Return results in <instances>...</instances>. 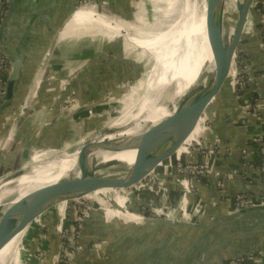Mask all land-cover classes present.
Returning a JSON list of instances; mask_svg holds the SVG:
<instances>
[{"label": "crops", "instance_id": "1", "mask_svg": "<svg viewBox=\"0 0 264 264\" xmlns=\"http://www.w3.org/2000/svg\"><path fill=\"white\" fill-rule=\"evenodd\" d=\"M86 1L88 4L82 8L110 16L116 25H128L133 19L132 0ZM82 2L20 0L10 24L2 33L5 45L14 50L28 26H32L30 40L23 50L29 55L16 101L5 113L1 114L0 108V174L26 165L35 153L43 152L46 157L51 150L56 152L71 146L77 134L75 124L85 118L89 110H104L100 107L109 91L122 82L142 79V76H135L134 71L139 66L142 68V63L126 58L129 45L122 35L85 23L82 26L89 30L70 27L72 16ZM56 36L49 59L38 74ZM242 60L255 68L248 97L261 104L260 118L244 114L229 88L213 111L205 132L208 143L220 140L219 152L209 158L210 165L223 174L237 173L231 178L221 175L198 182L197 193L189 197L184 188L176 185L175 189L168 188L161 193L146 192V197L132 192L128 200H119L117 206L115 199L93 201L95 210L86 221L80 238L84 251L75 257L74 264H231L242 257L246 259L241 264H264V212L249 213L212 231L213 225L234 212L237 196H249L256 204H264V180L255 164L257 159L252 148L255 138L264 137V41L256 28L248 34ZM64 80L70 81L69 90L79 99L80 107H87L66 120L63 117L69 112L60 114L55 100L61 95L60 85ZM95 123H84L80 129L90 134ZM243 150L249 152L246 160ZM163 180L168 184L166 178ZM219 180L225 191L218 189ZM184 201L191 215L188 219H180L183 226L174 228L144 222L139 215L126 212L127 208L142 214L141 209L152 204L179 208ZM197 204L203 209L201 214L194 213ZM112 207L117 211L110 210ZM53 210L56 212L54 208L45 216L52 217ZM177 214L180 218L181 214ZM196 229L210 230L216 238L207 240L210 233L197 237ZM53 233L49 239L36 240L38 247L46 250L45 260L33 258L34 248L31 247L30 252H24L23 260L21 254L20 264H58L55 255L60 238L54 230ZM30 237L35 238L33 233ZM244 239L246 243H238ZM97 241L106 243L100 252L91 247Z\"/></svg>", "mask_w": 264, "mask_h": 264}, {"label": "water", "instance_id": "2", "mask_svg": "<svg viewBox=\"0 0 264 264\" xmlns=\"http://www.w3.org/2000/svg\"><path fill=\"white\" fill-rule=\"evenodd\" d=\"M204 1L206 6L205 25L214 56V69L193 97L189 107L178 118L171 131L166 134L162 133L149 143L141 141L132 164L126 160L105 162L100 158L101 155H96L97 151L102 150L115 154L118 151L109 150L112 148L107 147L105 141L85 142L83 140L78 141L75 145L60 149L39 162L26 164L19 169L1 173L0 194H3L2 191L7 186L12 191L9 192L8 190L3 196H0V251L8 242L23 233L32 222L55 207L84 203L135 189L139 185H144L147 181L165 173L176 162L184 158L189 147L195 142L194 139L198 138L207 127L213 111L230 87V81L237 69L255 14V0H239L235 6V12H229L228 14L225 10L229 0ZM9 2V12L0 28L1 49L11 65L4 98L0 105L1 114L12 108L16 101V95L24 75L25 63L29 55V53L24 54L23 50L30 40L32 29L31 25L28 26L19 45L14 50L5 45L1 37L2 33L10 24L20 0H9ZM231 29H233L232 33ZM121 35L127 36L126 31H123ZM56 39L57 36L44 56L38 74L49 59ZM177 84L179 86V82ZM175 94L176 92H174ZM85 108L87 107H80L71 111L64 115L63 119H70ZM197 129L199 133L197 132V136L193 138L192 136ZM123 141L118 140L117 142L121 143ZM77 153V164L74 171L58 181L32 189L23 197H17V189L28 185L26 181L22 180L25 176H32L36 168L43 169L49 162L64 154L73 156ZM33 180L35 178H32L31 182ZM256 212H264V205L251 206L233 212L225 220L213 225L212 231L234 219ZM146 220L149 223L170 228L183 226V223L176 220L150 217Z\"/></svg>", "mask_w": 264, "mask_h": 264}, {"label": "bare ground", "instance_id": "3", "mask_svg": "<svg viewBox=\"0 0 264 264\" xmlns=\"http://www.w3.org/2000/svg\"><path fill=\"white\" fill-rule=\"evenodd\" d=\"M238 1L239 0H229L225 12L227 14L229 12L234 13L235 6ZM205 8L206 6L204 0H182L179 19L167 32L157 35L144 36L148 40L147 43L152 49L150 52L158 58L161 56L160 53L162 50H164V52L162 51L165 53L164 55L171 53V56H174L170 63H167V59L165 58H161L159 62L162 61L160 63H162V66H164V69H167L168 72L173 71L169 79L170 81L172 80L174 84L179 82V86H176V89L174 90L176 94L174 95L175 98L173 97V103L170 106L167 107L159 104L156 108L153 107L148 109L147 112H145L147 109L145 87L144 95L134 106L135 110L139 109L140 112L134 114L131 109L126 111L122 114L119 121H117L114 126H122V124L127 123L130 120H138L140 113L143 115L142 118L138 121L136 120L133 125L122 128L116 133L113 132L111 135H107L108 130H105L103 133H100L99 131L96 134L91 135L92 138L89 137L85 139V142L105 141L107 143L106 146L112 148L109 150L118 151L116 154L102 150L97 151L96 155H101L102 157L100 158L105 162L113 160H126L128 163L132 164L136 156V151L141 145V141L149 143L154 138L159 137L162 133H169L178 118L189 107L193 97L205 83L208 75L213 71L214 56L209 41V34L205 25ZM72 21L73 22L70 24V27L79 26L82 31L89 30V28L82 26V24L85 23L99 28L113 30L119 29L121 32H129L127 29H123L122 26H116L113 20L105 14H101L96 10H89L88 8L78 10ZM232 32L233 29H231V33ZM131 39L140 47L146 49L143 44H139L138 41H135L133 38ZM186 43L187 49L185 47ZM172 48L173 51L171 52ZM180 51L182 52V56L181 58H178L177 55ZM186 56L188 61L183 64ZM158 83L160 84L165 82H162L161 79ZM98 134L99 136H97ZM197 139L195 138L194 141ZM118 140L124 141L120 143L117 142ZM42 153L43 152H41V154L39 153L40 157L32 162H39L40 160L48 158L49 155L45 157ZM77 156L78 153L73 156H67L64 154L56 160L49 162L50 164L48 163L45 168H36L32 176H25L22 179L23 181H26L28 185L17 189V197H23L32 189L47 183L58 181L70 172L74 171L77 164ZM32 178H35V180L31 182ZM4 188L5 189L2 191L3 194H0V196H3L8 190L9 192L12 191L8 186ZM23 233L8 242V244L0 251V264H5L6 260H9L14 256L19 246V239Z\"/></svg>", "mask_w": 264, "mask_h": 264}, {"label": "rangeland", "instance_id": "4", "mask_svg": "<svg viewBox=\"0 0 264 264\" xmlns=\"http://www.w3.org/2000/svg\"><path fill=\"white\" fill-rule=\"evenodd\" d=\"M132 4H131V6H132L131 10H133V14H132L133 19L129 20L130 22H128V25L124 26V25L117 24L116 26H119V27L122 26L123 29H127L129 31L126 33L128 36L122 35V37L125 39V41L129 45V48H127L128 51H127L125 56L128 59H136L142 63V68L139 66V67H137V69L134 70L136 72L135 76H137V77L142 76V79L132 89V91L125 96H119L121 93L119 95L113 96L112 98L105 95L103 105L100 108H104L105 111H108V115H105L104 119L101 121V124H99L100 126H98L99 130H97L95 133H97L99 131H100V133L101 132L103 133V131L108 130L107 135L108 134L111 135L113 132L116 133L117 131H119L122 128L133 125L137 119L136 120H130L129 122L122 124V126H119V125L114 126V124L117 121H119L122 114H124L126 111L131 109V111H133L134 114L140 112L139 109L135 110L134 106L141 99V97L144 95L145 87H146V95H145L146 97L145 98L147 101V109L145 112H147V110L150 108H153V107L156 108L157 106H159V104H161L162 106L165 105L168 107L173 103L172 100L174 97V90L176 89L177 83L174 84L172 82V80L170 81L169 77L171 76V73H173V71L170 70L171 72H168L167 69L165 70L164 66H162V63H160L162 61L159 62V60H161V58H165V59H167V63H170V61H172V58L174 56H171V53H169L168 55H164L165 54V53H163L164 50H162L163 52L161 51V53H160L161 56H159V58H158L156 55H154L153 53L150 52V50H152V49L149 46V44L147 43L148 40L144 36L157 35L160 33L167 32L172 27V25L174 23H176L177 20L179 19L181 6H182V0H132ZM80 6H81V4H80ZM109 15L113 16L112 13H109ZM108 17L111 18L110 16H108ZM100 29L101 30H103V29L110 30L112 32L115 31L114 33L117 35H121V33H122L121 31H119V29L118 30L107 29V28H103V29L100 28ZM130 37L133 38L135 41H138L139 44H143L146 49L140 47L137 43L133 42ZM185 47L187 49V43L185 44ZM172 51H173V48L171 49V52ZM181 56H182V52L180 51L178 53L177 57L181 58ZM187 61H188V58L186 56L184 58L183 64H185ZM237 67H238V65H237ZM161 79H162V82H165V83L159 84L158 81H160ZM129 90H130V88H129ZM142 117H143V115H142V113H140L138 120ZM97 123H99V120L97 121ZM75 130L77 132V134L75 136V143H77L78 141H81V139H82L81 135L84 136L86 133L82 129H76L75 128ZM197 132H198V129L194 132V135L192 137L197 136L196 135ZM93 134H94L93 132H92V134L90 133L89 137H91V135H93ZM100 135H103V134H100ZM97 136H99V134ZM200 136H201V134H200ZM196 139H197V137H196ZM75 143H73L72 145H75ZM191 147H189L188 151L189 150L192 151ZM53 153H54L53 150H51V152H49V156ZM37 157H39V154L35 153L33 156V159L30 160L27 164L33 163L32 161L35 160ZM179 163H181V160L176 162L165 173L160 174L159 176H157L153 180L147 181V183L144 185H139L135 189L119 192V193L112 194L110 196L99 198L96 200L107 199L109 202V201H113L115 199L116 200L115 206H117V204L119 203V200H122V199L128 200V195H130V193H132V192L142 193L146 197V192H148V194L151 192L152 193L153 192L161 193V192H163V190L165 191L168 188H174L175 189L176 185L178 187H180L181 189H183L184 188V185H183L184 182H180V181L184 180L185 174H183L182 172L179 171V167H178ZM162 176H163V178H166V180L168 181V184H165L166 181L163 180ZM177 176H178V178H177ZM164 195L165 194H163V196ZM93 201H95V200H90L87 202L92 203ZM68 205H70V204L60 205V206H68ZM106 205H108V204H106ZM183 205L184 204H182V206ZM60 206L55 207V209L57 210L56 212H58L59 216L62 213V211H61L62 207H60ZM154 206L155 205L152 204V205H149L148 207H146V209H148L152 212V216H148L150 218H163V219H167V220H173V221L176 220V221H180V222H181L180 219H188L187 216H182V215L179 218V215L177 213L166 217V214L169 212L168 211L169 207H166V209L161 213V212H156L154 210ZM118 209H119V207H118ZM110 210H112L114 212L117 211V210H114L113 207ZM126 210L129 214L135 213V212H132L131 210H129L127 208H126ZM56 212H54V210H53L51 214L55 215ZM48 215H49V213H48ZM142 216H144V215H142ZM148 217L144 216L143 221L147 222L146 219ZM68 220H69V222H71V214L70 213L68 216ZM59 224H60L59 221L57 222V220H56L55 222H51L49 217H46V216H45V218L42 217V218H39L36 221L32 222L27 227V229L24 231L23 235L20 237V239H19L20 241L18 243L19 246H18L14 256L12 258H10L11 261H10V259L6 260L5 264H20L21 254H22V260H23V257L26 254L24 252H27V251L30 252L31 247L34 248L33 258H37L36 260H39V259L45 260L47 258L46 250L44 251L43 248L38 247V243L40 241L47 239V238L49 239L50 235L53 237L54 236L53 230H55L56 226H59ZM205 230L206 229H196V232H195L196 236L197 237H204L207 233H210V230L209 231H205ZM50 232H52V234H50ZM32 233H33V236L35 238L31 239L30 235H32ZM215 238L216 237L214 236V232H212L209 234V237L207 240H209V241L213 240L214 241ZM36 240L39 242H37ZM238 243L244 244V243H246V240L244 239L243 241L242 240L238 241ZM236 259H239V258H236Z\"/></svg>", "mask_w": 264, "mask_h": 264}, {"label": "built area", "instance_id": "5", "mask_svg": "<svg viewBox=\"0 0 264 264\" xmlns=\"http://www.w3.org/2000/svg\"><path fill=\"white\" fill-rule=\"evenodd\" d=\"M1 2L9 3V0H1ZM87 4L88 2L86 0H83L79 8H82ZM254 10V16L257 15L260 18V31L264 34V0H255ZM6 15L7 11L4 12L3 9H1L0 28L1 25L4 23ZM255 28V23H253L252 20L248 34L253 33ZM254 71L255 68L252 67V65H250L249 63H247L246 60L241 61L240 57L238 67L232 76L229 88L234 93L236 100L240 104V107L242 108L244 114H246L247 116L260 118L259 112L261 110V104H259L257 100H255L253 97H248V89L250 88L251 83L254 79ZM10 72L11 65L3 54L0 45V105L4 98L6 82ZM139 81H141V79L136 81L122 82L116 85L113 90L109 91L106 96L112 98L113 96L119 95L120 93L122 95L120 94L119 96H125L132 91V89L138 84ZM69 88L70 81L64 80L60 85L61 95L55 98L58 103L57 108H59L60 114H65L80 108L79 99L74 94V92H71L69 90ZM105 115H108V111L89 110L87 112L86 117L82 120L80 119V121L75 124V128L80 129L84 123H88L90 121L97 122L98 120H103ZM206 129L207 127L205 128L201 136L193 143L191 147L192 151H187L188 154L186 153L184 158L181 160V163L178 164L179 171L185 174L184 180L180 182H184L183 185L186 197H189L190 195L192 196L197 193L195 187L198 182H201V179L208 180L220 178L221 175L231 178L232 176H234V174L237 173V171H235L232 173L229 172L223 174L215 170L214 167L210 165L209 158H212L218 154L220 140H215L213 143H208V140L205 136ZM97 130H99V127L95 126L92 132L96 134L95 132ZM89 136L90 135L87 133L84 136L81 135V141L85 140L86 138H89ZM252 148L255 157L260 159V161H256L255 164L257 165L262 179L264 180V137L260 136L258 138H255L252 144ZM242 153L246 160V158H248L249 152L243 150ZM258 162L259 164H257ZM217 187L218 189L225 191L224 184L221 180L217 182ZM256 205L264 204H256L253 200H251L249 196H237L235 199V206L233 210L234 212H236L244 208ZM60 207H62V213L60 214V216L58 212H56L55 216L49 217L51 221L57 219V222L59 221L60 223L59 226H56L54 230L59 234L60 238L59 250L55 255V260L58 264H74L75 257L84 251V246L80 242L81 234L86 221L89 219L91 213L95 209L93 205L89 202L70 204L68 206ZM166 207H169V212L166 214V217L171 216L177 212L181 213L182 216L190 217L191 215V212H189V210L187 209V202H185V204L179 208H173L171 206H168L167 204H162L160 206H154V210L156 212L162 213L166 209ZM68 212L71 214V222H69L68 220ZM202 212V207L200 206V204H197V206H195L194 208V213L201 214ZM134 214L144 218V216H142L143 214L133 213L132 215ZM42 217L45 218V215H43ZM105 244V242L97 241L94 242L91 247L93 251L100 252L104 248ZM245 259L246 258L236 259L234 261H231V264H241L245 261Z\"/></svg>", "mask_w": 264, "mask_h": 264}, {"label": "trees", "instance_id": "6", "mask_svg": "<svg viewBox=\"0 0 264 264\" xmlns=\"http://www.w3.org/2000/svg\"><path fill=\"white\" fill-rule=\"evenodd\" d=\"M2 9H3V11L5 12V11H7L8 9H9V3L8 2H6V3H2ZM253 23H255V27H256V29H258V31H260V29H261V24H260V18L257 16V15H253ZM261 32V31H260ZM261 34H262V38H263V41H264V34H263V32H261ZM101 121L102 120H99V123H95V126H100L99 124H101ZM91 125H93V123H91ZM94 126V127H95ZM257 159V161H260V159L259 158H256ZM257 164H259V162L257 163ZM206 180H204V179H201V182L202 183H204ZM141 213L144 215V216H152V212L150 211V210H148V209H146V207H144V208H142L141 209ZM211 217H213V215H211ZM209 230V229H208ZM243 258V257H242Z\"/></svg>", "mask_w": 264, "mask_h": 264}]
</instances>
